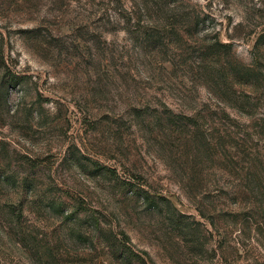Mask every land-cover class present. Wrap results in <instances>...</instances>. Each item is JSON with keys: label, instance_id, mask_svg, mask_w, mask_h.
<instances>
[{"label": "rangeland", "instance_id": "obj_1", "mask_svg": "<svg viewBox=\"0 0 264 264\" xmlns=\"http://www.w3.org/2000/svg\"><path fill=\"white\" fill-rule=\"evenodd\" d=\"M0 264H264V0H0Z\"/></svg>", "mask_w": 264, "mask_h": 264}]
</instances>
